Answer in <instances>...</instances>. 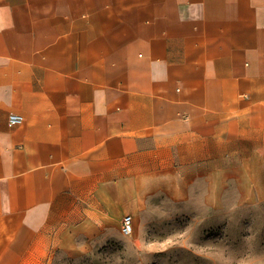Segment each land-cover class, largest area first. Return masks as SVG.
Masks as SVG:
<instances>
[{
    "label": "crops",
    "instance_id": "obj_1",
    "mask_svg": "<svg viewBox=\"0 0 264 264\" xmlns=\"http://www.w3.org/2000/svg\"><path fill=\"white\" fill-rule=\"evenodd\" d=\"M158 199L264 203V0H0V264Z\"/></svg>",
    "mask_w": 264,
    "mask_h": 264
},
{
    "label": "rangeland",
    "instance_id": "obj_2",
    "mask_svg": "<svg viewBox=\"0 0 264 264\" xmlns=\"http://www.w3.org/2000/svg\"><path fill=\"white\" fill-rule=\"evenodd\" d=\"M226 208L158 199L136 217L131 236L119 224L88 241L84 256L56 251L48 264H264V203Z\"/></svg>",
    "mask_w": 264,
    "mask_h": 264
},
{
    "label": "built area",
    "instance_id": "obj_3",
    "mask_svg": "<svg viewBox=\"0 0 264 264\" xmlns=\"http://www.w3.org/2000/svg\"><path fill=\"white\" fill-rule=\"evenodd\" d=\"M23 117L20 115L12 114L9 118V125L13 126L22 122ZM120 231L124 236H131L135 231V221L132 215H126L123 217L120 225Z\"/></svg>",
    "mask_w": 264,
    "mask_h": 264
}]
</instances>
